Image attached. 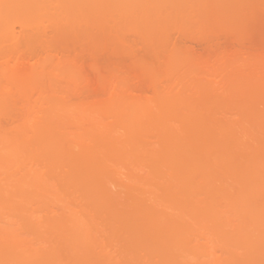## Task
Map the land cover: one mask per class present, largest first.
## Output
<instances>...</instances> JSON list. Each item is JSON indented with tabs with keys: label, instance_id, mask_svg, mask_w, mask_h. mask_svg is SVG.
Wrapping results in <instances>:
<instances>
[{
	"label": "bare ground",
	"instance_id": "6f19581e",
	"mask_svg": "<svg viewBox=\"0 0 264 264\" xmlns=\"http://www.w3.org/2000/svg\"><path fill=\"white\" fill-rule=\"evenodd\" d=\"M149 1L151 2L152 0H149ZM149 1L146 0L147 3H149ZM166 1H168V0H166ZM217 1H219V0H216L213 4H215ZM224 1L227 2V0H224ZM39 2L37 0L36 1L35 0H27V1L26 0H10V1L5 0V1L0 2V107H2V106L4 107V108L3 107L0 108V111H3L1 109H5V107H7V106H5L7 104V102H9V104L11 105L12 102L10 103L9 97L10 96H11V98H14V97L12 95H9V94H11V92L15 89L13 87L19 88L22 86H24V87L31 86V89H32V87L34 86L35 88L36 87L38 88L40 86L39 82L42 81V80L38 81V76L41 75V72H42V76L45 77V79H47V77H50L51 72L54 73V71H52V69L54 70L55 68L53 67L51 69V72L49 69L48 74H45V72H47V70H45L44 65H49V63L52 62V61H50L51 57L49 58V56H51V54L50 55L48 54V53H50L48 49H45L46 53L48 51L47 54H45V52H44L45 55H43V53H41L42 51L39 52L40 49L39 50L35 49L34 52L31 51L29 53H28V51L27 52L25 51L26 50L25 46L28 47V45H29L28 43L32 44V46L29 45V47L27 49H29V48L32 49L33 47L34 48H41V45L43 46V43H46L45 40H46L47 36H49V35H47V33H48L47 32L46 38L44 36L45 40L43 42L41 41L42 40L41 34L44 33L43 35H45V32L48 31L49 27L47 28V25L44 24L45 23L44 18H46V17H45V14L43 11L45 10V8H43V6H41L43 4H41ZM65 2H66V0H63V3L62 2L59 3L60 5L62 4V6H64V7L61 6L64 10L66 9V7L71 8L73 6V3H75V0H74V2L73 1L71 2L70 0H69V2H66V3ZM125 2H126V0H125ZM173 2H175V1H173ZM69 3H70V5H68ZM126 3H128V1ZM223 3H225V2H223ZM231 3H230V5H231ZM219 4H220V6L222 5L220 2H219ZM98 5H99V3L97 0H91L90 1V6H91L90 11L93 9L91 12L93 13L92 16H93L94 20H95L96 15H97V13H95V10H96V12L99 11ZM145 5H147V4H143L142 6L140 5L142 7L141 11L143 12V13H141V15H145L147 13L145 10H147V8H149V7L148 6L145 7ZM152 5H153V3H152ZM164 5H167V3ZM143 6L146 9L143 8ZM52 7H53V5H52ZM155 7H157V6H155ZM171 7L173 8L172 5H171ZM175 7H176V5H175ZM221 7H223V5ZM224 7H226V6H224ZM40 8H41V11H40ZM62 8H61V10H62ZM152 8H153V6H152ZM160 8L162 9V7H159V9L157 7L156 9H157V11L159 10L158 12H160L162 14H157V12H155V14H157L156 17H155V14L152 15V13H150L151 14L150 15L147 13L149 15V18H150V16H154L155 17L154 20H153V17L149 19L147 17V15L144 16L145 18H143V16L141 17V18H143V20L141 19L142 20L141 24L144 23L145 26L147 25L146 28H152V29H146L148 33H146V35H145V33L143 34L145 36V37H143V39L145 38V41L142 40V38L140 37L141 40L144 41L142 43H145L147 41L146 47H148L147 48L148 50L146 49L148 51L147 52L148 54L146 53L147 55H142L143 53L140 54L143 56L140 58V60H141L140 65H143V67H145L144 65H147V66L156 65V68H157V65L159 67V65H165V66L166 65L167 66L168 65L169 66L175 65L176 66V65L185 64V65H189L192 67L193 65H210V64H212V66H213L216 63L215 65H220V66L225 65V67L222 66V68L224 67L225 71L228 69V71H227L228 77L226 76L227 73H225L224 69L221 70L222 75H225V76H223V78H225V79H223L224 81L227 80L226 82H229L231 80V82H232L233 79L236 78L235 76H238L237 72H236L237 74L234 73L236 75L233 74V72H235L234 70H233V72H229L230 67L226 69L227 65H239L240 64L237 61H235L237 63H235L233 61L234 57L232 56V54L234 53V50H233V53L231 54V56L233 57V58H231V60L229 58H228V60H226L224 58L225 61L220 62V64H218L217 62L213 63L212 61L209 64L207 63L210 60H212L211 58H213V55L211 53L218 47V45L215 43V41L212 42L209 39L207 40V38H208L206 35L207 29H208L207 26H205L206 31L203 29L204 28L203 23H201V25H203L202 29L200 28L201 27L200 24L198 27L197 23L201 22L202 20L200 21L197 19L199 22L197 20H195V18L192 17L193 13L190 14V11L188 12L186 10V13H185L186 7L184 8V11H183L184 14H179V13H183V12H181V11L178 12L176 9V12H178V14H179L178 16H176V18L179 17L176 19L177 21L174 19L175 17H172V16L171 17L173 19H170L168 17V15L163 13V11H162L163 9L160 11ZM229 8H230V6H229ZM53 9H54V7H53ZM64 10L61 11L63 13H61L59 11L60 12V14L58 13L59 16L61 15V17H62V14L64 15ZM132 10H134V9H132ZM137 11H138V8H137L136 12ZM147 11H149V9ZM164 11H165V9H164ZM169 11H170V7H169ZM42 12L44 15L40 14ZM165 12L167 13V10ZM237 12H238V10H237ZM50 13H51V9H50V12L47 14V17L51 16ZM52 13H53V11H52ZM235 13H233V14L235 15ZM139 14H138V16H139ZM59 16L58 17L54 16L55 18H53V20H52L56 23V25H58L59 23H60L59 25H62L61 23H63L64 21L66 23L68 22V21H66L67 19L64 20L65 16L63 18H61V17L59 18ZM158 16H160V17H158ZM195 16H196V14H195ZM187 17H189V18H187ZM12 18L13 19L19 18V20H20V18L21 19L24 18L26 21L24 22L25 24L21 22L22 25L24 27H28V28L31 27L35 31L32 29L34 32H32L33 34L31 33V35H30L29 34L30 33L29 30L31 29L30 28L29 30L25 29L26 31L24 30V32L22 30V32H23L22 34H20L21 32L19 31L20 32L19 34L21 36H19L18 34L15 35L16 33L14 31V26H13L14 23L13 22L11 23V21L8 22V20H10ZM132 18L133 17H131V19ZM137 18L139 20V17H137ZM192 18H194V19H192ZM196 18H197V16H196ZM238 18H240V17H238ZM47 20H49V19H47ZM151 20H153V21H151ZM237 20H239V19H237ZM132 21H133V19H132ZM170 21H172V22H170ZM173 21L174 22L176 21V23H177L176 27L179 24L181 25V27H179L180 26L179 25L178 26L179 28L177 27L176 29H180L183 31V32L181 31L183 34L180 33L183 36H181V35H180L181 37L179 35L175 36V37H177L176 39L174 37V35H176V33L173 35V32H174L173 27L175 26ZM187 21L189 23V27H187L188 26V23H186ZM195 21H197V22H195ZM224 21H227V19H224ZM208 22H211V21L208 20ZM137 23H139V22L137 21ZM167 24H169V25L171 24V27ZM173 24H174V26H172ZM193 24H195V25H193ZM204 24L208 25L207 21ZM211 24L213 25V23H211ZM224 24H226V23H224ZM15 25H16V23H15ZM18 25H20V24L18 23ZM66 25H63V27ZM136 25H138V24H136ZM210 25L208 27H210ZM214 25H216V24H214ZM58 26H55V27H58ZM68 26H70V25L68 24ZM155 26L156 27L161 26V27H158V28H160V30H162L163 29L162 27H164L165 29H163V30H165V32H162L161 35L157 34V32H155L153 30V28L155 29ZM167 26H168V28L170 27V29L171 28H173V29L167 30V28H166ZM185 26H186V28H185ZM193 26H195V27H193ZM24 27L23 28L21 27V29H24ZM190 27H191V29H189L190 31L187 30ZM222 27H224V26H222ZM244 27H246V25L243 26V28ZM216 28H217V26H216ZM197 29H199V30H197ZM210 29L208 31H210ZM224 29H225V27H224ZM228 29H230V28H228ZM117 30H119V29H117ZM180 30H179V32H180ZM60 31H61V29H60ZM184 31H185V34H187L186 33L187 31H189V32L187 35H185ZM236 31H233V32H236ZM27 32H28V34H27ZM132 32H131V34H132ZM136 32H138V30H136ZM57 33H58V31H57ZM123 33H124V31H123ZM142 33H143V31H142ZM58 34H60V33H58ZM117 34H118V31H117ZM210 34H209V36H210ZM221 34L222 33H220V35ZM227 34H229V32ZM5 35L11 36L12 40L8 37L5 38ZM50 35H52V33H50ZM212 35H214V34H212ZM242 35H244V34H242ZM121 36H122V34H121ZM121 36H119V37H121ZM240 36L241 35H239L237 37L241 38ZM40 37H41V40L39 41ZM205 37H206L207 41L205 44H203L204 41H202V40H205ZM262 37L263 36H261V38L259 39L260 41H261ZM115 38H117V37H115ZM161 38H163L164 40H161ZM188 38H191V40H193V39L201 40L202 48H200V49H203V50L202 51H196V49H197L196 45H195L196 48L195 47L193 48V46L188 42L190 40V39L188 40ZM210 38H212V36ZM213 38H214V36H213ZM227 38H226L227 42L225 41L226 45L224 44L226 47H228L230 45V41H229L230 39L227 40ZM35 39L38 40V42H42V44L39 47H38L39 44L37 45L36 42H33V41H35ZM93 39H95L94 36H93ZM99 39L101 42V38H99ZM128 39L130 41V38H128ZM149 39H152V40L154 39V40H153V42L152 41L150 42ZM221 39H223V38H221ZM244 39H246V38H244ZM247 39L249 40L251 38H247ZM51 40H53V41L55 40L54 44L52 43L53 45H56V44H58L57 42H59L58 40L56 41V39H51ZM51 40L49 39V42ZM233 40H235V39H233ZM251 40H253V39H251ZM91 41H93V40H91ZM125 41H127V40H125ZM159 41H160V43H159ZM166 41H167V43H166ZM9 42H10V44H9ZM60 42H61V40H60ZM107 42H109V40ZM137 42H138L137 44H139V39L137 40ZM163 42H165L167 45L166 49H165V43H163ZM170 42L173 43V44L171 43V46H173V48H175L178 44L181 43V45H179L180 47L179 46H177V47L185 49V51H187L189 54H191L192 59L189 58L190 61L187 63V61L189 60L187 57V59L186 58L184 59L185 61L187 60L186 61L187 64L184 63L185 61H183V60H182L183 61V64H182L181 60H179L180 58L179 57H178L179 59L176 58L174 53H172L173 55L172 54H168L165 56L161 55L162 50H166L168 52V51H170L168 49H170V48L173 49L169 44ZM196 42L198 43L199 41H196ZM218 42H220V41L218 40ZM236 42H238V40ZM256 42L258 43V41H256ZM33 43H34V45H33ZM232 43H234V42H232ZM248 43H250V42L248 41ZM251 43H252V41H251ZM68 44H66V46ZM102 44H103V42H102ZM127 44H124L123 46H121V48L124 47V48H122L123 51L125 49V45H127ZM148 44H149V46H147ZM175 44H176V46H175ZM189 44L192 47L189 46ZM259 44L261 45V43H259ZM47 45L44 44V46H47ZM53 45L50 46L51 50H53L52 49ZM92 45L93 44H91L90 46L92 47ZM104 45H106L105 42H104ZM131 45L135 47V45H133V44H131ZM140 45H139V49H141ZM239 45L242 46L243 44L242 45L239 44ZM263 45H264V43H263ZM57 46L58 45H56V47ZM59 46H58V48H59ZM94 46H96V45H94ZM132 46H130V44L128 45V47H132ZM236 46H238V45H236ZM252 46H253V43H252ZM48 47H49V45H48ZM56 47H54V48H56ZM75 47H77V46H75ZM232 47L235 48V45H233ZM58 48H56V49H58ZM95 48H96V50L98 49L97 51H100V52L102 51L101 50L102 47H100L99 44L96 47H92L90 49L94 50ZM103 48H104V46H103ZM105 48H106V46H105ZM113 48H114V46H113ZM113 48L111 46V49H113ZM160 48H162V49H160ZM246 48H247V46H246ZM217 49H219V48H217ZM240 49H241V47H240ZM240 49H237L236 51L238 52ZM248 49H250V48L248 47ZM248 49H244L243 52H246L245 50H248ZM65 50H66V48H65ZM76 50L77 49H75V51ZM93 50H90L92 52H89V53H91V55H93V54L96 55L98 52L95 53L96 51L95 50L93 51ZM130 50L132 51L133 48H131ZM149 50L150 51L154 50V51H152L153 53H149L150 52ZM156 50H157V52H156ZM159 50H160L161 54L159 53ZM197 50H199V49H197ZM257 50H259V49H257ZM82 51L83 50H80V52H82ZM110 51H111V53H113L112 50H110ZM116 51L117 50H115L114 52L116 53ZM68 52H69V50H68ZM249 52H247V53H249ZM53 53H54V51H53ZM62 53H64L63 50H62ZM105 53H107V52H104V55H105ZM247 53H245V54H247ZM57 54L54 53L53 55L56 56ZM69 55H71V54H69ZM110 55L108 54V56H110ZM131 55H133V53ZM131 55H130V57H132ZM210 55H212V56H210ZM248 55H250V54H248ZM33 56L36 57L37 59L35 62L32 63L31 62L32 60L30 61V57L32 58ZM63 56H62V58H60L61 62H62L61 59H63ZM89 56H90V54H89ZM89 56H85V57L87 58ZM138 56L139 55L137 54V57ZM193 56L195 57V59H193L194 58ZM208 56H209L210 60L208 59ZM56 57H58V56H56ZM67 57L68 56L65 55V58H67ZM120 57H119V59H120ZM133 57H134V55H133ZM238 57L241 58L240 55ZM65 58H64V60H66ZM122 58H124V57L122 56ZM128 58L129 57H127L126 59H128ZM242 58H244V57H242ZM255 58L259 59L256 56H255ZM68 59H69V57H68ZM68 59L64 63L62 62L63 64L62 63L59 64L60 61L58 62V64L64 65L67 62L70 65L71 62L69 60V62H70L69 63ZM70 59L74 63L78 58H73V59L70 58ZM74 59H76V60H74ZM104 59H106V58H104ZM111 59H112V56H111ZM116 59L111 60V62L117 61ZM246 59L247 58H245V60ZM104 61H106V60H104ZM107 61L109 62V60H107ZM137 61H139V60L137 59ZM259 61L261 62L262 60H259ZM56 62H57V60H56ZM83 62L86 64L88 61H86V62L83 61ZM119 62H121V61L119 60ZM75 63H78V62H75ZM93 63H91V61H90L89 65L93 64ZM95 63H94V65H97ZM134 63H133V65H134ZM256 63L259 64L258 61H256ZM256 63H255V65H256ZM99 64L102 65L101 63H99ZM107 64H109V63H107ZM244 64H246V63L244 62L241 65H244ZM249 64L254 65L253 62L252 63L249 62ZM11 65H13V66H11ZM24 65H31V69L29 71L30 72L32 71L33 74L31 73L32 76L30 75L31 76L30 80H28L29 79L28 78L29 72L27 71L28 69L24 68L25 67ZM33 65H38V66L42 65L41 70L42 69L43 70L40 72V74L38 73L40 71V69H38V67H35ZM71 65H72V63H71ZM120 65H121V63H120ZM126 65H127V63H126ZM116 66L118 67V65H116ZM11 67H13V68H11ZM143 67L141 66V68H143ZM214 67L216 69L217 66H214ZM125 68H127V67H125ZM156 68H154V71H153V67L150 68L151 73L155 72V75L159 74V72L156 70ZM162 68H165V67H162ZM167 68L169 69V67H167ZM122 69H123V67H122ZM191 69L192 68H190V70ZM217 69H218V67H217ZM160 70H162V69H160ZM174 70L176 71V69H174ZM190 70L188 71V73H186L187 70L186 71L184 70V72H182L183 76L186 73V76H184L182 83L179 80L180 78L177 80V81H180L179 82L180 85L183 83L185 84V86H184L185 90H187L188 87L191 90L193 88V86H195V88L197 87V90H198V88H200L199 91H201V89H204L202 91V94H203V92L206 93L208 91H209V93L211 91L214 93L216 91L215 90L216 88H218V87L221 88L220 87L221 83L217 82L216 79H215L216 81H212V85L210 83L211 81L210 82L205 81L206 77L209 76L207 73H204V76H206L205 78H204L203 74L200 73L199 75L201 76V78L203 76L202 80H200V76H198L199 72L196 71L197 74L193 73L195 71L194 68H193V71L192 70L190 71ZM136 71H137V69H136ZM166 71L168 73L169 70H166ZM181 71L182 70H180V72ZM223 71H224V73H223ZM123 72L125 73L126 70ZM180 72H179V74H180ZM137 73H139V72H137ZM43 74H45V75H43ZM182 74H181V77H183ZM205 74H207V75H205ZM220 74H221V72H220ZM240 74H241L240 76H243V77L245 76L244 72H242V73L240 72ZM159 75H157V78ZM174 75H175V73H174ZM174 75L172 74L171 77ZM42 76H41V79H42ZM117 76H119V75H117ZM152 76H154V74ZM175 76H178L177 73ZM233 76H234V78H233ZM248 76L249 75H247V77L246 76L245 77L248 78ZM149 77H151V75ZM213 77H214V75H213ZM226 77H227V79H226ZM151 78H153V77H151ZM246 78H243L242 80L244 81V80H246ZM48 80H49V78H48ZM242 80L240 78L239 81L242 82ZM116 81H119V80H116ZM47 82H51V80H49ZM172 82H174V81L172 80ZM187 82H189L188 83L189 85L188 84L186 85ZM214 82H216L217 84L216 83L214 84ZM53 84H51V85L54 86ZM164 84L166 85V83H164ZM172 84H174V83H172ZM213 84H214V86H213ZM191 85H192V87H191ZM216 85H217V87H215ZM42 86L44 89L42 96L38 97L34 100L33 99L30 100L31 102L33 101V103H31L29 101V103L33 104V105H30L31 106L30 108L28 107L27 104H23V106L24 105L27 106V109H26L27 111H29L28 109H30V111H31L30 113L37 112L39 110V107L41 106L40 108L42 111H38L39 115L38 114H35V115L31 114V115L32 116L38 115L39 117H42V120L38 121L37 125H35L37 135L40 138V141L42 144L35 146V145H27V144H18L17 143V144L12 145V143L9 142L8 139L6 138V134L4 136L3 133H1L2 130L0 131V215L3 214V215L13 216V217L16 216V217L22 219L23 222L25 223V225L27 223V226H29V228L31 227L32 229H34L36 231L38 236L48 237L53 242H52V245L50 246V249L39 251V250H37V248L34 249V247H32V246H30V247H27L28 245L25 246L24 242H22L23 239L21 240V238L20 239H19V237L17 238L16 235L14 236L9 230L7 231L6 229H1L0 230V264H113L112 263L113 260L110 258V256H108V254L104 253V251L102 250V247H100L101 252L97 249L96 244H98V245H100V244L98 243V241H96L97 238L95 236L96 235L95 233L98 232V230H96V229H99L97 227L100 226V225H98V226L96 225V222L99 219H102L104 221V223L106 224V226L109 229V232H111V234H112V238H115V239H116V237L122 238L123 240L120 239L121 240L120 241L121 246L122 247H128L129 256H128V254H126L127 256L124 254L127 257V259L120 256L121 258L126 259V260H124L125 262L123 261V264H193L194 262L191 263L192 262L191 260H193V259L196 260L195 264H205L204 260L207 259L205 257H208L209 255L210 256L208 259L211 260V262H212V263L210 262V264H215V262H216V264H225L226 261H232L233 264H264V111L260 110L262 112L259 111V113H256L257 112L256 111L254 113L253 111H255V109H253V110L251 109V107H252L251 102L252 101H250V102L247 101V103L245 101L246 104H244V99H242L241 103L240 102L236 103L237 100L236 101L234 100L233 102L235 104H237L239 106V108H241L240 107L241 105L243 106L242 109H240L241 114H240V117H238L239 119L236 118L237 119L236 121H220V122H217L215 119L217 116H219L218 112H220L221 110L216 111L217 112L216 114H218V115H216V114L211 115L210 113L209 114L208 113H201L199 111V108H201V106H203L205 104L204 103L205 101L206 102L208 101L209 106H212V104H216V105L220 104V106H218V107H221V105H223V107L225 108V106L223 104V102H224L223 99H222V101H217L219 99L214 100L215 96L219 92L218 90L216 91L217 94H215L214 98H212L211 102H209L208 99L204 100L205 98L204 99H199L196 97L194 98L193 95L192 96L190 95L191 97H189V98H187L186 96L183 97L182 96L183 90L181 93L179 92V90L183 89V85H181L180 88H178V89H176L177 87L175 86L176 87L175 88L173 85V87L175 88L174 90H178V91H176V93H178V94H176V96L174 95L172 97L171 96L172 93H171L170 98L168 96H167L168 98L165 97L166 95L163 94L164 95L163 97L156 98L155 100H157V105H158L157 107L158 108H155V109H152L151 107H149L148 105H146L144 103L143 104L139 103L136 106L135 104H132V103H134V102H132L133 99H129L130 101L132 100L131 101L132 103H131L127 98L123 99V97L118 98L120 96L116 97L117 93H118V92H116V95L114 93L115 97L112 96V99L110 100V103H111L110 105H111V107L112 106L114 107V108H112V110L114 109V112L112 111V113L115 115V118L122 120V123L124 124L123 127H125L124 129L126 131L125 132L126 134H124L125 138L123 139L124 140L123 141V140H118V139H120V137H118V139L114 140L115 130L114 131H111V130L108 131L107 130V132H105V131H101L102 129L101 128L99 129V126L96 123H93V121H91V120H89V122H87L88 120H86V122H85L86 124L84 122H82V121H85L84 117L86 114H81V115L78 114L81 119L79 120V118H78V121L77 120L74 121L73 113H71L73 115L72 116L70 114V112L68 111V108L66 109V107H69L71 105V104L67 103V102H69L68 98L70 99V97L67 96V97H65L67 99H65L64 97L60 96L59 94H56V93L53 94V91H51L49 89V85H47V84L45 85V83ZM115 86H117V85H115ZM119 86H120V83H119ZM121 87H123V86L121 85ZM155 87H156V85H155ZM162 87H163V85H162ZM212 87L213 88L215 87V88L213 89ZM11 88H13V89L11 90ZM209 88H212V89L209 90ZM28 89H30V88H28ZM51 89H56V88L54 86V88L51 87ZM171 89L172 90H170V92L173 91V88H171ZM206 89H208V91ZM26 90H27V88H26ZM155 90H156V92H158L157 89H155ZM185 90H184V92H185ZM190 90H189V92H190ZM36 92H37V90H36ZM189 92H188V94H189ZM193 92L194 91L190 92V94L191 93L193 94ZM212 92H211V94H212ZM27 93H29V92H27ZM158 93H157V95H160ZM195 93H196V91H195ZM195 93H194V95H195ZM219 93H221V92H219ZM67 94H68V92H67ZM13 95H15V94L13 93ZM35 95H36V93H35ZM177 95H180V96H177ZM196 95H197V93H196ZM161 96H162V94H161ZM212 96L213 95H211V97ZM216 97H218V96H216ZM17 99H18V97H17ZM11 100H13V99H11ZM23 100H22V102H23ZM14 101H15V99H14ZM221 102H222V104H221ZM15 103H16V101H15ZM249 103L251 104V106ZM20 104H22V103H20ZM248 104H249V106H248ZM10 105H8V107ZM205 106H206V104H205ZM20 108L21 107H19V109ZM246 108H249L248 110L251 109L250 110L251 112L248 111ZM21 110H24V107L21 108ZM263 110H264V108H263ZM16 112H18V111L16 110ZM40 112H42V113H40ZM213 112L215 113V111H213ZM12 113H14V112H12ZM75 115H77V114H75ZM221 115H222V113H220V116ZM6 116H7V114H6ZM82 116H84V117H82ZM86 116H87V117H85L86 119H88V118L90 119V117H88L89 115H86ZM13 118L14 117H12V119ZM74 118L77 119V117H75V116H74ZM217 118H219V117H217ZM220 120H222L221 117H220ZM179 125H181V126L189 125L190 127H192V126L197 127L198 126V128H195V129L200 128V130H199V133H196V135L194 134L195 137L191 136L193 138L192 140L189 139V140L183 141L180 138V134L182 131L179 132V128H178ZM71 126L75 127V129H77L74 132L77 137L75 135H74V137L82 138L85 140V141L83 140L85 142V143H83L84 145H82V147H80L79 151L77 150V153H76V150H74L75 149L74 147L71 148V146L67 144V140L69 139L70 133H71L70 132ZM153 130H155L154 131L155 133H156V131L158 133H161L166 138V139L164 138L166 140V143H168L167 142L168 139L173 140V142H175V143L170 144V143H172V141L170 142L168 140L170 143L166 145V143L164 142V139H162L163 140L162 142L164 143V144L162 143L163 147L162 146L157 147L155 145L157 148L156 147H154V148L150 147L151 149H149L148 146L150 144H147L148 145L147 146L146 142L144 143L143 141H141L139 136L141 138L142 137L145 138V136L148 137L147 134H151V132H153ZM142 135H144V136H142ZM149 136H152V135H149ZM142 142H143V145H142ZM164 145H165V147H164ZM194 146L196 147V151L193 150V148H192ZM35 151L38 153H41V156L44 159V161L49 162V163L48 162H46V163L48 164V166H50L49 168H52L51 174H53V172H52L53 170L56 171V172H54L55 173L54 175H57V176L59 175V177H60L59 181H62V183L64 185L66 184L65 186L72 189L75 192V196L77 199H79V201L81 199L82 202L86 203L84 205L86 208L85 209V213H86L85 215L87 216V219L89 221V225H92V221L94 223V225L90 226V231L88 234L91 236L94 235L95 237L93 236L92 238H90L91 236H88L86 234V232H85L86 229L82 226L81 222L77 218H75V216H73V215H71V216L64 215V216H55V217L54 216H48L46 218V220L43 222L34 221V219L32 218L33 214L31 213V210L29 209V205L33 202H36L40 205L46 206L51 199L50 198L51 195H50V193L47 192V190L39 191L36 189L37 183H39L37 175L31 171H26L23 169V162L25 160V157H31L32 155H34ZM9 158H10V163L12 164L11 169H13L14 167L16 169L15 170L13 169L10 172L7 171L6 173H5V171L2 172V169H3L4 165L6 166V163H8L7 161H9ZM19 166H22V168H20ZM65 167H66V169H64ZM142 167L148 168L146 174L140 173L142 170ZM122 169H127V171H128L127 176H129L128 182L130 183V185L125 184L124 187L127 189H125V188L124 189L126 191H128L127 193L132 192L131 194H134V196L132 197V200L130 198V200L127 201L128 203L126 202L127 204L126 203L121 204V201L120 202L117 201L116 200V198H118L117 195L115 197V194H113L109 188V186H110L109 184L112 182V180H114V181L118 180V181H116V184L118 182L117 186L121 187V185H122V187H123V183L120 182L122 180L117 179L115 177L113 178L114 175L118 176V174L122 171ZM119 183H121V184H119ZM41 185H43V184H41ZM126 185H127V187H126ZM101 222L98 221V223H101ZM95 225H96V227H95L96 229L94 228ZM91 227H93L94 230H96V231L94 232ZM101 227H102V225H101ZM92 233H94V234H92ZM196 233L198 235L200 234L201 236L196 235ZM113 234H115L116 236ZM202 235L203 236L205 235L203 237V239H205V240L201 242V240H199V238H201ZM106 236H108V235H106ZM193 236H196V237L198 236L199 238H196V240H195L194 239L195 237L192 238ZM108 237H110V236H108ZM93 238H96V239H94V244L92 242ZM190 238L196 242L192 241ZM188 239H190L189 241H190L191 245L187 243ZM198 241H199V243L197 244ZM206 241L208 243V246L210 245L212 247V249H213L212 245L216 244L215 246H217V245L219 246L221 243L222 247L224 249H226V251L222 247L220 248V246H219V249L220 250L223 249V251H225L226 253H224L221 250L223 255L221 254L220 257L217 256V258L213 257L212 256L213 253H211V251H210L211 247L207 246ZM60 242H64V244L62 245V243L60 244ZM203 242L205 244H203ZM122 243H124V244H122ZM118 244H119V242H118ZM205 246H206V248L208 247L207 249L209 252L207 251ZM218 246H217V248H218ZM202 247L206 249V251H205L206 254H204L205 249H203ZM98 248H99V246H98ZM120 249H121V247H120ZM207 254H208V256H207ZM213 258H214V260H212ZM218 260H219V262H218ZM220 262H222V263H220ZM206 263H208V262L206 261ZM226 263L230 264L231 262L230 263L226 262Z\"/></svg>",
	"mask_w": 264,
	"mask_h": 264
},
{
	"label": "rangeland",
	"instance_id": "374dc122",
	"mask_svg": "<svg viewBox=\"0 0 264 264\" xmlns=\"http://www.w3.org/2000/svg\"><path fill=\"white\" fill-rule=\"evenodd\" d=\"M2 1H5V0H0V2H2ZM8 1H10V0H8ZM27 1V0H26ZM36 1V0H35ZM39 3H41V4H43V5H41V6H43V8H45V10L43 11L44 12V14H45V17L46 18H44V24L45 25H47V28L49 27V29H48V31H46L45 32V35H43V34H41V37H42V40H41V37L39 38V41L41 40L42 42L45 40L44 39V36H45V38H46V36L47 35H49V36H47V38H46V43H43V46H44V44L45 45H47L48 43V45H49V47H48V45L47 46H42L41 44H42V42H38V40H36L35 39V41H33V42H36V44L38 45V47L41 45V48H29V49H27L28 47H29V45H31L32 46V44H30V43H28L29 45H28V47L27 46H25L26 47V52L28 51V53L29 52H31V51H35V49H40L39 50V52L40 51H42L41 53H43V55H45V54H47L48 53V51H47V53L45 52L46 50L45 49H48L49 50V52L50 53H48L49 55L51 54V56H49V58H50V61H52V62H50L49 63V65H44V68H45V70H47V72H45V74H48V71H49V69H50V72H51V69L54 67L55 69L53 70L52 69V71H54V73L53 72H51V74H50V77H47V79H45V77H43L42 76V70H41V66L42 65H33V66H35V67H38V69H40V71L38 72L39 74H40V72H41V75L40 76H38V81H40V80H42V81H40L39 82V84H40V86L37 88H35L34 86L32 87V89H31V86H27V87H24V86H22V87H19V88H17V87H13V88H15L12 92H11V94H9V95H12L14 98H11V96L9 97L10 99H9V101H10V103H11V105L9 104V102H7V104L8 105H10L9 107H8V105L6 104L5 106H7V107H5V109H1V110H3V111H0V131H1V133H3V135L5 136V134H6V138L8 139V141L9 142H11L12 143V145H14V144H27V145H41L42 143H41V141H40V138L38 137V135H37V131H36V129H35V125H37V123H38V121H41L42 120V117H39L38 115V111H42L41 110V106L39 107V110L37 111V112H32V113H30L31 111H30V109H28L29 111H27L26 109H27V106L26 105H24L23 106V104H27L28 105V107L30 108L31 106L30 105H33V104H31V103H33V101L31 102L30 100H34V99H36V98H38V97H41L42 96V94H43V92H44V89H43V84L45 83V85L47 84V85H49V89L51 90V91H53V94H59L60 96H62V97H70V99L68 98V100H69V102H67V103H69V104H71L69 107H66V109L68 108V111L70 112V114L71 113H73V115L75 116V117H77V119L76 118H74V116H73V119H74V121L75 120H77L78 121V118H79V120L81 119L80 118V116L78 115V114H86V115H89L88 117H90V119L88 118V119H86L85 117H87L86 115H85V117L84 116H82V117H84V120L85 121H82V122H86V120H88L87 122H89V120H91V121H93V123H96L98 126H99V129L101 128L102 130L101 131H105V132H107V130L109 131V130H111V131H114L115 130V137H114V140L115 139H118V137H120V139H118V140H123L124 138H125V135L124 134H126L125 132V127H123L124 126V124L122 123V120H119L118 118V120L115 118V115L112 113V111L114 112V109L112 110V108H114L113 106L111 107V103H110V100L112 99V96L113 97H115V95H116V92H118L117 93V96L116 97H118V96H120V97H118V98H122L123 97V99H125V98H127L128 100L129 99H133V101L132 102H134V103H132L130 100V102L132 103V104H135L136 106L139 104V103H141V104H146V105H148L149 107H151L152 109H155V108H158L157 106V100H155L156 98H158V97H163L164 95H166L165 97H173L174 95L176 96V94H178V93H176V91H178V90H174L176 87V89H178V88H180V86L181 85H183V89H181V90H179V92L181 93L182 92V90H183V92H182V96L183 97H187V98H189V97H191L192 95H193V97L195 98H199V99H204V100H209V102H211V100H212V98H214V96H215V94H217L216 93V91L218 90L219 92H221V93H219L218 92V94L216 95V96H218V97H216L215 96V98H214V100L216 99H219V100H217V101H222V99H223V104H224V106H225V108L223 107V105H221V107H218V106H220V104L219 105H216V104H212V106H209V103H208V101L206 102H204L205 104H206V106H205V104L203 105V106H201V108H199V111L201 112V113H210L211 115L212 114H216L217 112L216 111H220V112H218L219 113V116H217V117H219V118H217L216 116V121L217 122H220V121H236L237 119H239L238 117H240V114H241V111H240V109H242V105L240 106L241 108H239V106L237 105V104H235L233 101L235 100H237V102L236 103H238V102H240L241 103V101H242V99H244V104H246L247 103V101H252L251 102V104H252V107H251V109L253 110V109H255V111H253L254 113L256 112V113H259V111L260 110H262V111H264L263 110V108H264V45H263V41H264V0H227V2L226 1H222V0H219V1H217L215 4H213L216 0H168V1H166V0H152L151 2L149 1V0H147V1H149V3H147L146 2V0H126V2L128 1V3H126L125 2V0H97L98 1V3H99V5H98V8H99V11L98 12H96V10H95V13H97V15H96V18H95V20H94V18H93V13L90 11V8H91V6H90V1L91 0H75V3H73V6L70 8V7H66V9L64 10L62 7H64V6H62V4L60 5L59 3H63V0H37ZM49 1V2H48ZM71 2L73 1L74 2V0H70ZM166 1V2H165ZM173 1H175V2H173ZM47 4H46V3ZM66 2H69V0H66ZM65 2V3H66ZM124 2V3H123ZM171 2V3H170ZM219 2L222 4L223 2H225V3H223L222 5H223V7H221L220 6V4H219ZM232 2V3H231ZM152 3H153V5H152ZM158 5H157V4ZM163 3V4H162ZM167 3V5H164V4H166ZM176 3V4H175ZM178 3V4H177ZM218 3V4H217ZM230 3H231V5H230ZM132 4V5H131ZM142 6L143 4H147V5H145V7H149V8H147V10L149 9V11H147V10H145L148 14H150V13H152V15H154L155 14V12H157V14H162V13H160V12H158L157 11V7H158V9H159V7H162V9L160 8V11L162 10L163 11V13L164 14H166V15H168V17L170 18V19H173L172 17H175L174 19L176 20L177 18H179V17H177L176 18V16H178L179 14H184V8H185V13H186V10L189 12L190 11V14L191 13H195L196 14V16H197V18H196V16H195V14L193 15L192 14V17H194L195 18V20H202L201 22H199L198 20V22L199 23H197L198 24V27H199V24L201 25V23H203V25H201V29H202V26L204 27L203 29L206 31V29H205V26H207V33H206V35H207V40L209 39V40H211L212 42H214L215 41V43L218 45V47L217 48H219V49H215L211 54L213 55V58H211L212 60H210V58H209V56H208V59L210 60L209 62H207L208 64L212 61L213 63L214 62H217L218 64H220V62H222V61H225L224 60V58L226 59V60H228V58L231 60V58H233V61L235 62V61H237L238 63H240L239 65H227L226 66V69L227 68H229V72H233V70L235 71V72H233V74L234 73H238V76H235L236 78H234V76H233V81L231 82V80L229 81V82H226L227 80H223V79H225V78H223V76H225V75H222V71L221 70H223L224 69V67H225V65H213L212 66V64H210V65H193L192 67L191 66H189V65H185V64H183V61H185L184 59L186 58L187 59V57H188V59L189 58H191L192 56H191V54H189L187 51H185V49H182V48H179L180 46L179 45H181V43L180 44H178L177 46H179V47H177L176 46V44H175V48L177 49H175V48H173V46H171V43L172 42H170L169 44H170V46L173 48V49H171L170 47V49H168V50H170V51H166V50H162L161 51V53H160V50H159V53L161 54V55H163V56H165V55H168V54H172V53H174V55L176 56V58H178L179 60H181V62H182V64L183 65H171V66H167V67H169V69L165 66V65H159V67H158V65H157V68H156V65H149V66H147V65H144L145 67H143V65H140V58L141 57H143L142 55H147L148 53V47H146V42L145 43H142V42H144L145 41V38L143 39V37H145L143 34L145 33V35H146V33H148L147 32V30L146 29H152V28H146V26H145V24L144 23H142L141 24V22H142V20H143V18H145L144 16H146L147 15V17L149 18V15L146 13L145 15H141V13H143L142 11H141V9H142V7L140 6V5ZM149 4V5H148ZM162 6H161V5ZM176 5V7H175V5ZM46 5V6H45ZM52 5H53V7H54V9H53V7H52ZM68 5H70V3L68 4ZM130 5V6H129ZM157 6V7H155V6ZM171 5L173 6V8L171 7ZM217 5V6H216ZM219 5V6H218ZM228 5V6H227ZM51 6V7H50ZM62 6V7H61ZM152 6H153V8H152ZM178 6V7H177ZM224 6H226V7H224ZM229 6H230V8H229ZM50 7V8H49ZM62 8V10H61V8ZM127 7V8H126ZM140 7V8H139ZM144 6H143V8H145ZM155 7V8H154ZM169 7H170V11H169ZM183 7V8H182ZM216 7V8H215ZM42 8V9H43ZM93 8V7H92ZM137 8H138V11L136 12V10H137ZM222 8V9H221ZM224 8V9H223ZM236 8V9H235ZM50 9H51V16H49V17H47V14L50 12ZM59 9V10H58ZM129 9V10H128ZM132 9H134V10H132ZM146 9V8H145ZM155 9V10H154ZM164 9H165V11L167 10V13L164 11ZM176 9H177V11L178 12H183V13H179L178 14V12H176ZM189 9V10H188ZM219 11H218V10ZM63 11L64 10V15L62 14V17H61V15L59 16V14H60V12L61 11ZM128 10V11H127ZM232 10V11H231ZM237 10H238V12H237ZM40 11H41V8H40ZM39 11V12H40ZM52 11H53V13H52ZM60 11V12H59ZM43 12L42 13H40L41 15H44L43 14ZM55 12V13H54ZM94 12V11H93ZM154 12V13H153ZM236 12V13H235ZM59 13V14H58ZM61 13H63V12H61ZM92 13V14H91ZM139 14V16H138V14ZM173 13V14H172ZM233 13H235V15L233 14ZM238 13V14H237ZM157 14H155V17L157 16ZM163 14V15H164ZM171 14V15H170ZM59 16V18L61 17V18H63L64 16V20L65 19H67L66 21H68L67 23L64 21L63 23H61L62 25H56V23L54 22V21H52L53 20V18H55V17H58ZM151 15V14H150ZM239 15V16H238ZM55 16V17H54ZM95 16V15H94ZM143 16V18H141ZM161 16V15H160ZM160 16H158V17H160ZM172 16V17H171ZM131 17H133L132 19H133V21H132V19H131ZM137 17H139V20H138V18ZM153 17V20H154V16H150V18H152ZM190 17V16H189ZM189 17H187V18H189ZM219 19H217V18ZM237 17V18H236ZM238 17H240V18H238ZM129 18V19H128ZM149 18V19H150ZM191 18V17H190ZM194 18H192V19H194ZM215 18V19H214ZM23 19V20H22ZM20 18V20H19V18H15V19H10V20H8V22L9 21H11V23L13 22L14 24H13V26H14V31H15V35H19V36H21L20 34H22L23 32H24V30L25 29H30L31 27H24L23 25H22V23H24L26 20L24 19V18ZM47 19H49V20H47ZM142 19V20H141ZM223 19V20H222ZM224 19H227V21H224ZM237 19H239V20H237ZM16 20V21H15ZM153 20H151V21H153ZM190 20V19H189ZM188 20V21H189ZM208 20L209 21H211V22H208ZM221 20V21H220ZM137 21L140 23H137ZM177 21V20H176ZM176 21L174 22V24H175V26H174V24L172 25V26H174L173 28H171V29H173V35L176 33V35H174V37L175 36H180L181 34H183L182 32V30H180V29H176L179 25H177V27H176ZM188 21L186 22V23H188ZM192 21V20H191ZM190 21V22H191ZM197 21H195V22H197ZM205 21V22H204ZM206 21H207V24L208 25H205L204 23H206ZM216 21V22H215ZM20 24V25H18V23ZM22 22V23H21ZM170 22H172V21H170ZM193 22V21H192ZM228 22V23H227ZM240 24H239V23ZM243 22V23H242ZM15 23H16V25H15ZM65 23V24H64ZM211 23H213V25L211 24ZM224 23H226V24H224ZM246 23V24H245ZM25 24V23H24ZM67 24V25H66ZM68 24L70 25V26H68ZM120 24V25H119ZM136 24H138V25H136ZM172 24V23H171ZM171 24L169 25V24H167V25H169L170 27H171ZM192 24V23H191ZM211 24V25H210ZM214 24H216V25H214ZM224 24V25H223ZM228 24V25H227ZM239 24V25H238ZM244 24V25H243ZM63 25H66V26H64L63 27ZM193 25H195V24H193ZM210 25V27H208ZM241 25V26H240ZM246 25V27H244L243 28V26H245ZM55 26H58V27H55ZM63 28H62V27ZM136 26V27H135ZM149 26V25H148ZM192 26V25H191ZM216 26H217V28H216ZM222 26H224L225 27V29H224V27H222ZM229 26V27H228ZM21 27L23 28L24 27V29H21ZM61 27V28H60ZM158 27H161V26H155V29L153 28V30L155 31V32H157V34H159V35H161L162 34V32H165V30H163V29H165L164 27H162L163 29L162 30H160V28H158ZM170 27L168 28V26L166 27L167 28V30H169L170 29ZM179 27H181V25L179 26ZM178 27V28H179ZM187 27H189V23H188V26ZM193 27H195V26H193ZM197 27V28H198ZM65 28V29H64ZM71 28V29H70ZM183 28V27H182ZM185 28H186V26H185ZM184 28V29H185ZM212 30H211V29ZM228 28H232L231 30L230 29H228ZM238 28V29H237ZM241 28V29H240ZM33 28H31L30 30H29V34L31 35V33L32 32H34L33 30H32ZM60 29H61V31H60ZM117 29H119V30H117ZM132 29V30H131ZM170 29V30H171ZM176 29V30H175ZM189 29H191V27L190 28H188L187 30H189ZM193 29V28H192ZM210 29V31H208ZM17 30V31H16ZM22 30H23V32H22ZM27 30V31H28ZM51 32H50V31ZM71 30V31H70ZM124 31V33H123V31ZM136 30H138V32H136ZM166 30V31H167ZM178 30V31H177ZM179 30H180V32H179ZM195 30V29H194ZM193 30V31H194ZM197 30H199V29H197ZM219 30V31H218ZM238 32H237V31ZM13 31V32H14ZM21 33H20V32ZM26 31V30H25ZM57 31H58V33H60V34H58L57 33ZM117 31H118V34H117ZM121 31V32H120ZM133 31V32H132ZM142 31H143V33H142ZM182 31V32H181ZM190 31V30H189ZM189 31H187L186 33L188 34V32ZM217 31V32H216ZM227 31V32H226ZM233 31H236V32H233ZM18 32V33H17ZM50 32V33H52V35H50V33L48 34V33ZM70 32V33H69ZM131 32H132V34H131ZM135 32V33H134ZM229 32V34H227ZM20 33V34H19ZM26 33V32H25ZM46 33H47V35H46ZM54 33V34H53ZM129 35H127V34ZM134 33V34H133ZM179 33V34H178ZM181 33V34H180ZM211 33V34H210ZM220 33H222L221 35H220ZM27 34H28V32H27ZM33 34V33H32ZM65 34V35H64ZM70 34V35H69ZM75 34V35H74ZM121 34H122V36H121ZM184 34H185V31H184ZM187 34H185V35H187ZM209 34H210V36H209ZM212 34H214V35H212ZM242 34H244V35H242ZM261 34V35H260ZM29 35V36H30ZM43 35V36H42ZM68 35V36H67ZM118 35V36H117ZM124 35V36H123ZM135 35V36H134ZM137 35V36H136ZM158 35V36H159ZM239 35H241L240 37L242 38H239V37H237V36H239ZM53 36V37H52ZM64 36V37H63ZM93 36L95 37V39H93ZM99 36V37H98ZM119 36H121V37H119ZM132 36V37H131ZM157 36V35H156ZM170 36V35H169ZM181 36H183V35H181ZM180 36V37H181ZM189 36V35H188ZM212 36V38H210ZM213 36H214V38H213ZM228 38H227V37ZM261 36H263L262 37V39H261V41L259 40L260 38H261ZM10 38L11 40H12V37L11 36H6L5 35V38ZM61 37V38H60ZM115 37H117V38H115ZM135 37V38H134ZM138 37V38H137ZM142 38V40H144V41H142L141 40V38ZM162 37V36H161ZM99 38H101V42H100V39ZM105 38V39H104ZM111 38V39H110ZM115 40H114V39ZM128 38H130V41L132 42H130L129 41V39ZM151 38V37H150ZM173 38V37H172ZM177 37H175V39H176ZM221 38H223V39H221ZM226 38H227V40L228 39H230L229 41H230V47L228 46V47H226L225 45H226ZM244 38H246V39H244ZM247 38H251V39H253V40H251V39H247ZM30 39V38H29ZM49 39L51 40V39H56V41L58 40L59 42H60V40H61V42L63 43H59V42H57L58 44H56V45H60L59 46V48H58V46L56 47V45H53L54 44V42H55V40L53 41V40H51L50 42H49ZM63 39V40H62ZM107 39V40H106ZM117 39V40H116ZM127 40V41H125V40ZM139 39V44H137L138 42H137V40ZM190 39V40H189ZM233 39H235V40H233ZM33 40V39H32ZM71 40V41H70ZM91 40H93V41H91ZM106 40V41H105ZM109 40V42H107ZM136 40V41H135ZM141 40V41H140ZM150 40V42L152 41L153 42V40L152 39H149ZM161 40H164L163 38H161ZM171 40V39H170ZM174 40V39H173ZM189 40V41H188ZM188 42L193 46V48L195 47V45H196V47H197V49H199V50H197L196 49V51H202L203 49H200V48H202V44H201V40H195V39H193V40H191V38H188ZM206 37H205V40H202V41H204V43L203 44H205L206 43ZM218 40L220 41V42H218ZM238 40V42H236ZM244 40V41H243ZM74 41V42H73ZM89 41V42H88ZM196 41H199L198 43L196 42ZM226 41V42H225ZM248 41L250 42V43H248ZM251 41H252V43H253V46H252V43H251ZM256 41H258V43L256 42ZM260 41V42H259ZM48 42V43H47ZM92 42V43H91ZM102 42H103V44H102ZM104 42L106 43V45H104ZM136 42V43H135ZM156 42V41H155ZM218 42V43H217ZM224 42V43H223ZM232 42H234V43H232ZM243 42V43H242ZM247 42V43H246ZM53 43V44H52ZM69 43V44H68ZM89 43V44H88ZM102 45H101V44ZM112 45H111V44ZM122 43V44H121ZM128 43V44H127ZM159 43H160V41H159ZM163 43H165V42H163ZM166 43H167V41H166ZM166 43H165V49L167 48L166 46ZM195 43V44H194ZM223 43V44H222ZM259 43H261V45L259 44ZM9 44H10V42H9ZM66 44H68L67 46H66ZM74 46H73V45ZM91 44H93L92 45V47H96L98 44L100 45V47H102V53L100 52V51H97L96 50V48L94 49L96 52L95 53H97L96 55H94L93 53V55H91V53H89V52H92V51H90V50H93V49H90V48H92L90 45ZM116 44V45H115ZM124 44H127V45H125V49H124V51H123V49L122 48H124V47H122L121 48V46H123ZM130 44V46H132L131 44H133V45H135V47L134 46H132V47H128V45ZM137 44V45H136ZM141 44V45H140ZM144 44V45H143ZM152 44V43H151ZM173 44V43H172ZM189 44V46H191ZM201 46H200V45ZM225 44V45H224ZM239 44H243L242 46H240ZM33 45H34V43H33ZM53 45V50H51V47L50 46H52ZM86 45V46H85ZM94 45H96V46H94ZM139 45H140V48L143 50H141V49H139ZM156 45V44H155ZM233 45H235V48L234 47H232ZM236 45H238V46H236ZM259 45V46H258ZM72 46V47H71ZM75 46H77V47H75ZM83 46V47H82ZM88 46V47H87ZM103 46H104V48H103ZM105 46H106V48H105ZM111 46H112V48H113V46H114V50L113 49H111ZM144 46V47H143ZM147 46H149V44L147 45ZM157 46V45H156ZM169 46V45H168ZM191 46V47H192ZM205 46V45H204ZM225 46V47H224ZM246 46H247V48H246ZM43 47V48H42ZM46 47V48H45ZM54 47H56V48H58V49H56V48H54ZM75 47V48H74ZM155 47V46H154ZM195 47V48H196ZM238 47V48H237ZM240 47H241V49H240ZM243 47V48H242ZM248 47L250 48V49H248ZM50 48V49H49ZM61 48V49H60ZM65 48H66V50H65ZM79 48V49H78ZM85 48V49H84ZM131 48H133V50L131 51L130 49ZM144 48V49H143ZM163 48V47H162ZM162 48H160V49H162ZM179 48V49H178ZM254 48V49H253ZM75 49H77L76 51H75ZM104 49V50H103ZM138 49V50H137ZM147 49V50H146ZM155 49V48H154ZM182 49V50H181ZM237 49H240L238 52L236 51ZM244 49H248V50H245L246 52H243L244 51ZM257 49H259V50H257ZM56 50V51H55ZM62 50H63V52L64 53H62ZM68 50H69V52H68ZM80 50H83L82 52H80ZM85 50V51H84ZM89 50V51H88ZM93 50V51H94ZM110 50H112V52L113 53H111V51ZM115 50H117L116 51V53L114 52ZM128 50V51H127ZM137 50V51H136ZM176 50V51H175ZM181 50V51H180ZM233 50H234V53H233ZM53 51H54V53L55 54H57L56 56H58V57H56L55 55H53L54 53H53ZM59 51V52H58ZM73 51V52H72ZM107 52V53H105V55H104V52ZM131 51V52H130ZM142 51V52H141ZM150 51V50H149ZM152 51H154V50H152ZM152 51H150L149 53H153ZM166 51V52H165ZM236 51V52H235ZM241 51V52H240ZM250 51V52H249ZM44 52H45V54H44ZM61 52V53H60ZM71 52V53H70ZM127 52V53H126ZM129 52V53H128ZM145 52V53H144ZM156 52H157V50H156ZM216 52V53H215ZM231 52V53H230ZM247 52H249V53H247ZM252 52V53H251ZM259 52V53H258ZM261 52V53H260ZM40 53V54H41ZM68 53V54H67ZM86 55H85V54ZM90 54V56H89V54ZM133 53V55H134V57H133V55H131ZM143 53V54H142ZM147 53V54H146ZM233 53V54H232ZM237 53V54H236ZM239 53V54H238ZM245 53H247V54H245ZM33 54V53H32ZM69 54H71V55H69ZM73 54V55H72ZM75 54V55H74ZM88 54V55H87ZM108 54L110 55V56H108ZM118 54V55H117ZM128 54V55H127ZM137 54L139 55L138 57H137ZM140 54H142V55H140ZM218 54V55H217ZM227 54V55H226ZM230 54V55H229ZM231 54H232V56H231ZM235 54V55H234ZM248 54H250V55H248ZM60 55V56H59ZM64 55V56H63ZM65 55H67L68 57H69V59H68V57L67 58H65ZM79 55V56H78ZM89 56V57H85V56ZM103 55V56H102ZM117 55V56H116ZM127 55V56H126ZM130 55L132 56V57H130ZM136 55V56H135ZM173 55V54H172ZM212 55H210V56H212ZM215 55V56H214ZM240 55V57L241 58H239L238 56ZM254 55V56H253ZM263 55V56H262ZM55 56V57H54ZM62 56H63V59H61L62 60V62L64 63L67 59H68V62H69V60H70V62L72 63V65H71V63H70V65L66 62L64 65H59V64H61L62 62L60 61V58H62ZM77 56V57H76ZM93 56V57H92ZM96 56V57H95ZM111 56H112V59H111ZM121 56V57H120ZM122 56L124 57V58H122ZM190 56V57H189ZM249 56V57H248ZM255 56L256 57H258L259 59H257V58H255ZM42 57V56H41ZM45 57V56H44ZM55 59H54V58ZM85 57V58H84ZM103 59H101V58ZM106 58V59H104V58ZM119 57H120V59H119ZM127 57H129L128 59H126ZM194 57V56H193ZM216 57V58H215ZM227 57V58H226ZM236 57V58H235ZM242 57H244V58H242ZM251 57V58H250ZM261 57V58H260ZM53 58V59H52ZM57 58V59H56ZM64 58L66 59V60H64ZM70 58H78L77 60L76 59H74V60H76L75 62H78V63H73V61L70 59ZM114 58V59H113ZM117 58V59H116ZM131 58V59H130ZM183 58V59H182ZM238 58V59H237ZM245 58H247L246 60H245ZM250 58V59H249ZM36 57H30V61L33 63V62H35L36 61ZM86 59V60H85ZM91 59V60H90ZM117 60V61H112L111 62V60ZM123 59V60H122ZM137 59L139 60V61H137ZM192 59V58H191ZM193 59H195V57L193 58ZM207 59V60H208ZM221 59V60H220ZM242 59V60H241ZM252 59V60H251ZM34 60V61H33ZM54 60V61H53ZM56 60H57V62H56ZM81 60V61H80ZM91 61V63H95V64H97V65H94V63L93 64H90L89 65V63H90V61ZM95 60V61H94ZM102 60V61H101ZM104 60H106V61H104ZM107 60H109V62L107 61ZM119 60L121 61V62H119ZM126 60V61H125ZM132 60V61H131ZM183 60V61H182ZM220 60V61H219ZM249 60V61H248ZM258 61L259 62V64L258 63H256V61ZM259 60H262L261 62L259 61ZM60 61V63L58 64V62ZM83 61H88L86 64L83 62ZM100 61V62H99ZM130 61V62H129ZM135 63H134V62ZM187 61V60H186ZM186 61L184 62V63H186ZM190 61V59L187 61V63ZM219 61V62H218ZM81 62V63H80ZM101 63L102 65H100L99 63ZM124 62V63H123ZM180 62V63H181ZM237 62H235V63H237ZM246 63V64H244V65H241L242 63ZM249 62H253V64L254 65H252V64H249ZM256 63V65H255V63ZM52 63V64H51ZM62 63V64H63ZM83 63V64H82ZM107 63H109V64H107ZM120 63H121V65H120ZM126 63H127V65H126ZM133 63H134V65H133ZM138 63V64H137ZM142 63V62H141ZM186 63V64H187ZM54 64V65H53ZM57 64V65H56ZM74 64V65H73ZM106 64V65H105ZM129 64V65H128ZM249 64V65H248ZM258 64V65H257ZM116 65H118V67L116 66ZM11 66H13V65H11ZM25 67L24 68H26V69H28L27 71L29 72V74H28V80H30V77L32 76L31 75V73H32V71L30 72L29 70L31 69V65H24ZM121 66V67H120ZM141 66L143 67V68H141ZM192 68L191 70L193 71V68L195 69V71L193 72V73H196V71L197 72H199L198 73V76H200L199 74L201 73V74H203V76H204V73H207L209 76L208 77H206V76H204V78L206 77V79H205V81H211L210 83H211V85H212V81H216L217 80V82H219V83H221V88H216L215 90V92L213 93L212 91V94H211V92L209 93V91H208V89H206L208 92H203V94H202V91L204 90V89H201V91H199L200 90V88H198V90H197V87L195 88V86H193V88L190 90L189 89V87H188V89L187 90H185V88H184V86H185V84L183 83V84H181L180 85V81H181V83H182V80H183V78H184V76H186V73H188V71L190 70V68ZM214 66H217L218 67V69H217V67H216V69H215V67ZM222 66H224L223 68H222ZM30 67V68H29ZM122 67H123V69H122ZM125 67H127V68H125ZM148 67V68H147ZM153 67V71H154V68H156V70L159 72V74H156L155 75V72H153V73H151V69L150 68H152ZM162 67H165V68H162ZM177 67V68H176ZM11 68H13V67H11ZM180 68V69H179ZM184 68V69H183ZM189 68V69H188ZM25 69V70H26ZM122 69V70H121ZM126 70V72L124 73L123 71H125ZM136 69H137V71H136ZM140 69V70H139ZM148 69V70H147ZM160 69H162V70H160ZM174 69H176V71L174 70ZM209 69V70H208ZM212 69V70H211ZM13 70V69H12ZM33 70V69H32ZM118 70V71H117ZM166 70H169L168 71V73H167V71ZM180 70H182L181 72H180ZM184 70L186 71V73L184 74V76H183V74H182V72H184ZM190 70V71H191ZM207 70V71H206ZM215 70V71H214ZM26 71V72H27ZM116 73H115V72ZM150 71V72H149ZM204 71V72H203ZM224 71H225V69H224ZM224 71H223V73H224ZM227 71H228V69L225 71V73H227ZM27 72V73H28ZM34 72V71H33ZM131 72V73H130ZM137 72H139V73H137ZM179 72H180V74H179ZM203 72V73H202ZM219 72V73H218ZM220 72H221V74H220ZM240 72L242 73V72H244L245 73V76L247 77V75H249L248 76V78H246L245 76L243 77V76H240L241 74H240ZM35 73V72H34ZM57 73V74H56ZM134 73V74H133ZM174 73H175V75H176V73H177V75L179 76H175L174 75ZM236 73V74H237ZM33 74V73H32ZM45 74H43V75H45ZM121 74V75H120ZM154 74V76H152ZM174 75V76H172L171 77V75ZM181 74H182V76L183 77H181ZM197 74V73H196ZM207 74H205V75H207ZM212 76H211V75ZM218 76H217V75ZM220 74V75H219ZM230 74V73H229ZM236 74H234V75H236ZM31 75V76H30ZM117 75H119V76H117ZM151 75V77H153V78H151V77H149ZM157 75H159L158 76V78H157ZM163 75V76H162ZM213 75H214V77H213ZM41 76H42V79H41ZM56 76V77H55ZM121 76V77H120ZM203 76H202V78H203ZM227 77H228V73H227V75H226ZM40 77V78H39ZM170 77V78H169ZM175 77V78H174ZM212 77V78H211ZM218 77V78H217ZM227 77H226V79H227ZM246 78V80H242L243 78ZM45 80H44V79ZM48 78H49V80H51V82H47V81H49L48 80ZM51 78V79H50ZM55 78V79H54ZM161 78V79H160ZM180 78V79H179ZM202 78H201V76H200V80H202ZM209 78V79H208ZM221 78V79H220ZM240 78H241V80H242V82L241 81H239L240 80ZM119 80V81H116V80ZM180 80V81H177V80ZM211 79V80H210ZM214 79V80H213ZM216 79V80H215ZM153 80V81H152ZM159 82H158V81ZM167 82H166V81ZM172 80L174 81V82H172ZM220 80V81H219ZM222 80V81H221ZM229 80V79H228ZM46 81V82H45ZM116 81V82H115ZM29 82V81H28ZM43 84H42V83ZM54 84H53V83ZM118 82V83H117ZM122 82V83H121ZM158 82V83H157ZM162 82V83H161ZM178 82V83H177ZM184 82V81H183ZM223 82V83H222ZM27 83V82H26ZM119 83H120V86H119ZM164 83H166V85L164 84ZM172 83H174V84H172ZM177 85H176V84ZM189 82H187L186 83V85L188 84ZM216 82H214V84H215ZM218 83V84H219ZM226 83V84H225ZM51 84H53L54 86H55V88L56 89H51V87L52 88H54V86H52ZM156 85V87H155V85ZM160 84V85H159ZM214 84H213V86H214ZM217 84V83H216ZM115 85H117V86H115ZM121 85L123 86V87H121ZM162 85H163V87H162ZM165 85V86H164ZM172 85V86H171ZM173 85H174V87H173ZM189 85V84H188ZM220 85V84H219ZM42 86V87H41ZM158 86V87H157ZM160 86V87H159ZM169 86V87H168ZM171 86V87H170ZM68 87V88H67ZM168 87V88H167ZM191 87H192V85H191ZM215 87H217V85L215 86ZM214 87V88H215ZM13 88H11V90L13 89ZM17 88V89H16ZM24 88V89H23ZM26 88H27V90H26ZM28 88H30V89H28ZM35 88V89H34ZM41 88V89H40ZM67 88V89H66ZM167 88V89H166ZM171 88H173V91L172 92H170V90H172ZM195 88V89H194ZM213 88V87H212ZM212 88H209V90L210 89H212ZM213 88V89H214ZM34 89V90H33ZM155 89H157V91L159 92H156V90ZM160 91H159V90ZM18 90V91H17ZM26 90V91H25ZM30 90V91H29ZM36 90H37V92H36ZM43 90V91H42ZM65 90V91H64ZM169 90V91H168ZM184 90H185V92H184ZM189 90H190V92H192V91H194L193 92V94L191 93L190 94V92H189ZM23 93H22V92ZM39 91V92H38ZM50 91V92H51ZM68 92V94H67V92ZM165 93H164V92ZM169 93H168V92ZM195 91H196V93H197V95H196V93H195ZM199 91V92H198ZM214 91V90H213ZM16 92V93H15ZM25 92V93H24ZM27 92H29V93H27ZM34 92V93H33ZM167 92V93H166ZM188 92H189V94H188ZM201 92V93H200ZM13 93L15 94V95H13ZM19 93V94H18ZM35 93H36V95H35ZM40 95H38V94ZM52 93V92H51ZM114 93H115V95H114ZM157 93L158 94H160V95H157ZM171 93H172V95H171ZM194 93H195V95H194ZM209 93V94H208ZM29 94V95H28ZM161 94H162V96H161ZM164 94V95H163ZM205 94V95H204ZM19 95V96H18ZM25 95V96H24ZM32 95V96H31ZM34 95V96H33ZM171 95V96H170ZM191 95V96H190ZM211 95H213L212 97H211ZM23 96V97H22ZM177 96H180V95H177ZM198 96V97H197ZM205 96V97H204ZM16 97V98H15ZM17 97H18V99H17ZM21 97V98H20ZM167 97V98H168ZM211 97V98H210ZM24 100H23V99ZM11 99H13V100H11ZM14 99H15V101H16V103H15V101H14ZM65 99H67V98H65ZM126 99V100H127ZM22 100H23V102H22ZM232 100V101H231ZM240 100V101H239ZM14 101V102H13ZM21 101V102H20ZM26 101V102H25ZM29 101L31 102V103H29ZM245 101H246V103H245ZM20 103H22V104H20ZM18 104V105H17ZM221 104H222V102H221ZM233 104V105H232ZM250 104V103H249ZM249 104H248V106H249ZM251 104H250V106H251ZM20 105V106H19ZM214 105V106H213ZM236 105V106H235ZM14 106V107H13ZM26 106V107H25ZM205 106V107H204ZM246 106V105H245ZM3 107V106H2ZM2 107H0V108H2ZM19 107H21V108H23L24 107V110H21V108L19 109ZM154 107V108H153ZM4 108V107H3ZM8 108V109H7ZM12 108V109H11ZM18 108V109H17ZM250 108V107H249ZM249 108H246L247 110L249 109ZM38 109V108H37ZM160 109V108H159ZM202 109V110H201ZM245 109V110H246ZM250 109V110H251ZM5 110V111H4ZM16 110L18 111V112H16ZM250 110H248V111H250ZM7 111V112H6ZM14 112V113H12V112ZM20 111V112H19ZM26 111V112H25ZM67 111V112H68ZM213 111H215V113L213 112ZM262 111H260V112H262ZM6 112V113H5ZM11 112V113H10ZM224 112V113H223ZM240 112V113H239ZM251 112V111H250ZM4 113V114H3ZM16 113V114H15ZM40 113H42V112H40ZM77 114V115H75V114ZM220 113H222V115L220 116ZM4 116H3V115ZM6 114H7V116H6ZM11 114V115H10ZM14 114V115H13ZM31 114H38L37 116H32ZM9 115V116H8ZM17 115V116H16ZM114 115V116H113ZM216 115H218V114H216ZM12 117H14L13 119H12ZM220 117H221V119L222 120H220ZM226 118V119H225ZM235 118V119H234ZM237 118V119H236ZM233 119V120H232ZM214 120V121H215ZM86 124V123H85ZM193 127V126H192ZM190 127L189 125H183V126H181V125H179L178 126V128H179V132H181V134H180V138L183 140V141H185V140H189V139H193L192 137H195V135H196V133H199V130H200V128L199 129H195V128H198V126L197 127ZM77 129H75V127H73V126H71L70 127V137H69V139L67 140V144L68 145H70L71 146V148H75L74 150H76V153H77V150L79 151V149H80V147H82V145H84L83 143H85L84 141V139H82V138H76L77 136H76V134L74 133L75 131H76ZM20 131V132H19ZM155 130H153V132H151V134H147L148 135V137L147 136H145V138L144 137H140L139 136V138H140V140L141 141H143L144 143L146 142V145L147 144H150L148 147H149V149H151L150 147H158V146H162L164 143L162 142L163 140L162 139H164L165 137L161 134V133H158L157 131H156V133L154 132ZM190 131V132H189ZM194 131V132H193ZM154 133V134H153ZM157 134V135H156ZM161 134V135H160ZM191 134V135H190ZM195 134V135H194ZM74 135L76 136V137H74ZM149 135H152V136H149ZM117 136V137H116ZM142 136H144V135H142ZM163 136V137H162ZM192 136V137H191ZM147 137V138H146ZM162 137V138H161ZM122 138V139H121ZM186 138V139H185ZM166 139V138H165ZM164 139V142L166 143V140ZM84 140V141H83ZM127 140V139H126ZM125 140V141H126ZM139 140V141H140ZM169 140V139H168ZM167 140V142L168 143H166V145L167 144H169L171 141H172V143H170V144H173V143H175V142H173V140H169L168 141ZM190 140V141H191ZM124 141V140H123ZM122 141V142H123ZM143 142H142V145H143ZM140 143V142H139ZM163 143V144H162ZM159 144V145H158ZM156 145V146H155ZM169 146V145H168ZM146 147V146H145ZM156 147V148H157ZM163 147V146H162ZM164 147H165V145H164ZM193 148V150H195L196 151V147L194 146V147H192ZM36 153V154H35ZM35 153H34V155H32L31 157H25V160H24V162H23V169L24 170H26V171H31V172H33L34 174H36L37 175V177H38V182L39 183H37V186H36V189L37 190H39V191H44V190H47V192L48 193H50V195H51V199H50V201H49V203L45 206V205H40V204H38V203H36V202H33V203H31L30 205H29V209L31 210V213L33 214V219H34V221H36V222H43V221H45L46 220V218L48 217V216H64V215H67V216H71V215H73V216H75V218H77L80 222H81V224H82V226L86 229L85 230V232H86V234L88 235V236H91V235H89L88 233H89V231H90V226H92V225H94V223H93V221H92V225H89V221H88V219H87V216L85 215L86 213H85V204L86 203H84V202H82L81 201V199H80V201H79V199H77L76 198V196H75V192L72 190V189H70L69 187H67V186H65L63 183H62V181H59L60 180V177H59V175L57 176V175H54L55 173L54 172H56V171H52L53 172V174H51V169L52 168H49L50 166H48V164L46 163V162H48V161H44V159L42 158V156H41V153H38V152H36L35 151ZM46 160V159H45ZM8 163H6V166L4 165V167H3V169H2V172L3 171H5V173L8 171V172H10V171H12L13 169L15 170L16 168L14 167L13 169H11V163H10V158H9V161H7ZM49 163V162H48ZM20 168H22V166H19ZM64 169H66V167L64 168ZM147 169L148 168H144V167H142V170H141V172L140 173H142V174H146V172H147ZM121 174V175H120ZM127 174H128V171H127V169H122V171L118 174V176L117 175H114L113 176V178L115 177V178H117V179H120V180H122V181H120L121 183H123V187H122V185H121V187L120 186H117V184H118V182H117V184H116V181H118V180H112V182L108 185L109 186V188H110V190H111V192L113 193V194H115V197H116V195H117V197L118 198H116V200L117 201H121V204H125L127 201H129L130 200V198H131V200H132V197L134 196V194H131L132 192H129V193H127L128 191H126L125 189H127V188H125L124 187V185L125 184H127V185H130V183L128 182V179H129V176H127ZM5 175V174H4ZM58 180V181H57ZM130 181V180H129ZM115 182V183H114ZM121 183H119V184H121ZM41 184H43V185H41ZM127 185H126V187H127ZM121 189H120V188ZM125 188V189H124ZM123 189V190H122ZM50 191V192H49ZM125 191V192H124ZM130 191V190H129ZM129 195V196H128ZM131 195V196H130ZM119 199V200H118ZM128 199V200H127ZM128 203V202H127ZM126 203V204H127ZM90 219V218H89ZM98 219V218H97ZM98 221H102L101 223H98ZM98 223V224H97ZM103 223V224H102ZM96 225L98 226V225H100V226H98L97 228H99V229H96L95 227H96ZM96 225L94 226V228L96 229V230H98V232H96L95 234V236H96V238H97V240L96 241H98V243L100 244V245H98V244H96L97 245V249L101 252V249H100V247H102V250L104 251V253L105 254H108V256H110V258L113 260L112 261V263L113 264H123V261L124 260H126L127 259V255L126 254H128V256H129V250H128V247H122L121 246V243H120V241L121 240H123L122 238H117L116 237V239L115 238H112V234H111V232H109V229H108V227L106 226V224L104 223V221L102 220V219H99V220H97V222H96ZM101 225H102V227H101ZM92 229H93V231L95 232L96 230H94V228L93 227H91ZM103 228V229H102ZM1 229H6L7 231L9 230L14 236L16 235V237L18 238L19 237V239L21 238V240H22V242H24V245L26 246V245H28L27 247H30V246H32V247H34V249H36L37 248V250H48V249H50V246L52 245V240L51 239H49L48 237H41V236H38L37 235V233H36V231L34 230V229H32L31 227L29 228V226H27V223H26V225H25V223L23 222V220L22 219H20V218H18V217H16V216H7V215H0V230ZM91 229V230H92ZM101 229V230H100ZM44 231V230H43ZM88 231V232H87ZM103 231V232H102ZM100 232V233H99ZM105 235H104V234ZM92 234H94V233H92ZM202 234V233H201ZM106 235H108V236H110V237H108V236H106ZM113 235H115V234H113ZM196 235H198L197 233H196ZM200 235V234H199ZM198 235V236H199ZM94 235H92L90 238H92ZM94 236V237H95ZM116 236V235H115ZM114 236V237H115ZM196 237V236H193L192 238H194L195 240H196V238H199V237ZM201 236V235H200ZM205 236V235H204ZM203 235H202V237L201 238H199V240H201V242L202 241H204L205 239H203V237H204ZM119 237V236H118ZM96 238H93V244H94V239H96ZM206 238V237H205ZM106 239V240H105ZM121 239V240H120ZM191 239V238H190ZM190 239H188L187 240V243L188 244H190ZM92 240V239H91ZM192 240V239H191ZM198 240V239H197ZM189 241V242H188ZM192 241H194V240H192ZM118 242H119V244H118ZM194 242H196V241H194ZM62 243V245L64 244V242H60V244ZM97 243V242H96ZM193 243V242H192ZM199 243V241L197 242V244ZM206 243H207V241H206ZM103 244V245H102ZM118 244V245H117ZM122 244H124V243H122ZM203 244H205L204 242H203ZM219 244V243H218ZM191 245V244H190ZM196 245V244H195ZM216 244H214V245H212L213 246V249H212V247H211V249H210V251H211V253H213L212 254V256L213 257H216L217 258V256H219L220 257V255L222 254L223 255V253H222V251H223V247H222V245H221V243H220V248L222 247L223 249H219V246H218V248H217V246H215ZM95 246V245H94ZM98 246H99V248H98ZM117 246V247H116ZM121 247V249H120V247ZM200 246V245H199ZM207 246H208V243H207ZM208 246V247H209ZM31 247V248H32ZM119 247V248H118ZM207 247V248H208ZM225 247V246H224ZM203 248V247H202ZM205 248H206V246H205ZM205 248H203V249H205ZM206 248V249H207ZM206 249L204 250V252L206 251ZM225 251H226V249H224ZM102 251V252H103ZM207 251H208V249H207ZM225 251H223L224 253H226ZM209 252V251H208ZM207 252V253H208ZM103 253V254H104ZM126 256H125V255ZM204 254H206V252L204 253ZM209 254V253H208ZM208 254H207V256H208ZM124 255V256H123ZM120 256H122L123 258H126V259H123V258H121ZM210 256V255H209ZM209 256L208 257H205V258H207V259H205L204 261V263L205 264H210V262H211V260H209L208 258H209ZM224 257V256H223ZM222 257V258H223ZM191 260V259H190ZM212 260H214V258L212 259ZM220 260V259H219ZM219 260H218V262H219ZM222 260V259H221ZM128 261V260H127ZM189 261V260H188ZM192 261V262H191ZM190 262L191 263H193V264H195L196 263V260H191ZM206 261L208 262V263H206ZM224 261V260H223ZM116 262V263H115ZM125 262V261H124ZM226 262H228V263H230V264H233V262L232 261H226ZM225 262V264H227ZM128 263V262H127ZM212 263V262H211ZM220 263H222V262H220ZM215 264H216V262H215Z\"/></svg>",
	"mask_w": 264,
	"mask_h": 264
}]
</instances>
